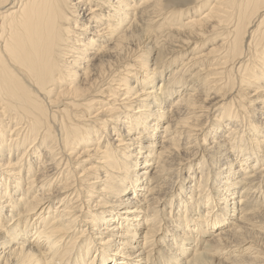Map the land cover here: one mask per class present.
<instances>
[{
  "label": "bare ground",
  "instance_id": "1",
  "mask_svg": "<svg viewBox=\"0 0 264 264\" xmlns=\"http://www.w3.org/2000/svg\"><path fill=\"white\" fill-rule=\"evenodd\" d=\"M0 264H264V0H0Z\"/></svg>",
  "mask_w": 264,
  "mask_h": 264
},
{
  "label": "rangeland",
  "instance_id": "2",
  "mask_svg": "<svg viewBox=\"0 0 264 264\" xmlns=\"http://www.w3.org/2000/svg\"><path fill=\"white\" fill-rule=\"evenodd\" d=\"M207 45H208V47H210L209 45H212V44L209 43V44H207ZM187 53H188V55H189L190 51H188ZM192 71H194V70H192ZM192 71H190L189 73H191ZM78 115H79V113H78ZM73 123H74V122H73ZM74 124H77V123H74ZM87 166H88V164H87ZM184 181H186V180H184Z\"/></svg>",
  "mask_w": 264,
  "mask_h": 264
}]
</instances>
